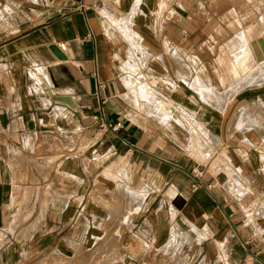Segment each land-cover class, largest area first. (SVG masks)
Masks as SVG:
<instances>
[{"label":"crops","instance_id":"1","mask_svg":"<svg viewBox=\"0 0 264 264\" xmlns=\"http://www.w3.org/2000/svg\"><path fill=\"white\" fill-rule=\"evenodd\" d=\"M38 1L0 0V264H264V0Z\"/></svg>","mask_w":264,"mask_h":264},{"label":"rangeland","instance_id":"2","mask_svg":"<svg viewBox=\"0 0 264 264\" xmlns=\"http://www.w3.org/2000/svg\"><path fill=\"white\" fill-rule=\"evenodd\" d=\"M6 9H8L7 7H6ZM2 12V11H1ZM0 12V13H1ZM259 54H261L262 55V60L264 59V49L263 50H260L259 51ZM264 62V61H263ZM262 65V64H261ZM259 67H260V65H259ZM258 67V68H259ZM259 70H260V68H259ZM49 176H44V179H43V185L40 183V186H41V188H38V190L40 189H42V188H45V185L47 184V185H49L50 186V188H49V190L47 191L48 193L51 191V188H52V186H53V183H51L50 181H49ZM33 186H35V184L33 183L32 185H31V187L30 188H28V190H30V191H33V189H35V187H33ZM43 186V187H42ZM34 192V191H33ZM34 195V194H33ZM21 212L20 211H17V213L14 215V216H21V215H19Z\"/></svg>","mask_w":264,"mask_h":264},{"label":"built area","instance_id":"3","mask_svg":"<svg viewBox=\"0 0 264 264\" xmlns=\"http://www.w3.org/2000/svg\"><path fill=\"white\" fill-rule=\"evenodd\" d=\"M41 1L45 2V0H39L38 2H41ZM63 48H66L65 45H63ZM102 126H103V128L110 129L112 131H118L122 127V123L121 122L103 123ZM199 174H201V172H199L197 175H199Z\"/></svg>","mask_w":264,"mask_h":264},{"label":"water","instance_id":"4","mask_svg":"<svg viewBox=\"0 0 264 264\" xmlns=\"http://www.w3.org/2000/svg\"><path fill=\"white\" fill-rule=\"evenodd\" d=\"M52 51L61 59H65V55L57 48V47H51Z\"/></svg>","mask_w":264,"mask_h":264},{"label":"bare ground","instance_id":"5","mask_svg":"<svg viewBox=\"0 0 264 264\" xmlns=\"http://www.w3.org/2000/svg\"><path fill=\"white\" fill-rule=\"evenodd\" d=\"M149 93V92H148ZM196 138V137H195Z\"/></svg>","mask_w":264,"mask_h":264}]
</instances>
